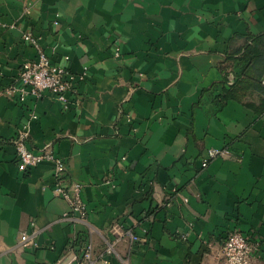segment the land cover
Segmentation results:
<instances>
[{
    "label": "crops",
    "instance_id": "crops-1",
    "mask_svg": "<svg viewBox=\"0 0 264 264\" xmlns=\"http://www.w3.org/2000/svg\"><path fill=\"white\" fill-rule=\"evenodd\" d=\"M27 33L84 74L68 109L5 94L36 58ZM260 36L264 0H0V264H85L87 243L94 264H224L232 231L264 264V54L241 56ZM26 125L83 186L85 222L50 163L18 171ZM212 148L230 154L202 168Z\"/></svg>",
    "mask_w": 264,
    "mask_h": 264
},
{
    "label": "built area",
    "instance_id": "built-area-1",
    "mask_svg": "<svg viewBox=\"0 0 264 264\" xmlns=\"http://www.w3.org/2000/svg\"><path fill=\"white\" fill-rule=\"evenodd\" d=\"M23 38L26 43L37 49V55L34 60L22 64L17 81L5 89V94L14 96L20 103H24L30 97L38 99L44 93H50L65 110L68 109L72 103L70 96L75 92V85L84 79V74L75 75L64 65L53 63L40 48L38 40L31 34H24ZM114 55L116 57L120 55L117 47H115ZM34 119L36 117L32 115L31 120ZM28 134V126H23V129L19 130L12 141L15 147L18 171L25 173L42 163H50L53 168V194L68 204L74 221L85 222L87 209L82 198L83 186L68 179L66 163L53 151L41 149L34 152L30 150L27 146ZM229 154L230 152L225 149H209L201 166L205 168L209 161L218 157H228ZM67 216L64 214L62 219H67ZM131 237L134 241L137 240V237ZM19 240L22 249L38 247L35 239L25 233L20 235ZM254 251L255 246L248 236L239 231H232L227 235L222 248L224 264H249ZM82 259L85 264H94L92 247L88 243L84 245ZM76 260V256H71L64 264H71Z\"/></svg>",
    "mask_w": 264,
    "mask_h": 264
},
{
    "label": "trees",
    "instance_id": "trees-1",
    "mask_svg": "<svg viewBox=\"0 0 264 264\" xmlns=\"http://www.w3.org/2000/svg\"><path fill=\"white\" fill-rule=\"evenodd\" d=\"M255 40L256 43L254 47H248L243 51V53L241 54L243 58L250 57L252 54H255V56H257L256 54L259 53L264 54V36H260Z\"/></svg>",
    "mask_w": 264,
    "mask_h": 264
}]
</instances>
